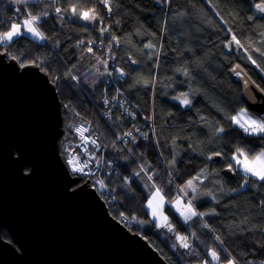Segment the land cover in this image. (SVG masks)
<instances>
[{"label": "snow or ice", "instance_id": "1", "mask_svg": "<svg viewBox=\"0 0 264 264\" xmlns=\"http://www.w3.org/2000/svg\"><path fill=\"white\" fill-rule=\"evenodd\" d=\"M154 3L161 7V13L165 17L169 13H172V16L176 18L185 15L184 12L172 9L173 0H154ZM3 4L9 6L12 16L8 19H0V72L8 70L13 74L35 76L36 73H29L26 70L37 69L56 89H58L59 81L62 78L65 80L70 78L77 84L88 83L87 80L82 81L81 76L72 71L76 67L75 64L65 69L63 77L57 75L48 56L41 53L40 50L44 48L55 50L61 47L60 39L53 32L45 30L44 27L49 18L54 16L55 24L60 25V29H55L54 24L55 31L62 30L69 23L80 26L79 22L91 26V28L82 27L84 33L98 31L99 43L96 39L80 38L74 44V47L81 50L80 56L77 58L78 61L83 60L87 54L94 60L92 69L99 76L112 77L115 73L121 80L129 76V72H126L122 67H111L110 70L109 63L117 59L113 48L119 49L121 45V37H118L114 31V27H119L120 21L113 15L114 9L120 7L119 0H0V5ZM209 4L215 11L211 0H209ZM249 6L252 9V14L247 19L257 21L259 18L262 21L259 23V30L255 33L258 38L249 37L242 40L229 27L227 29L228 38L222 43L228 53L235 52L246 64H250L258 70L264 79V60L260 59L264 58V0H249ZM165 9L167 10L165 11ZM216 15L220 17L221 22L227 23L220 16L219 11H216ZM106 19L109 21L108 23H105ZM167 31L168 20L165 19L161 21V32ZM152 35L155 38L156 34ZM24 44H33L37 51L32 49L24 51ZM66 47L67 45H65ZM99 49L106 50L97 54ZM143 49L149 50L148 58L152 60V65L148 70L149 74L133 76L131 81L124 80V82L131 83L133 87L141 86L154 90L158 85L163 84L154 71L160 66L161 53L151 40L142 45L141 50ZM241 53L242 55H240ZM127 60L131 65L139 64V61L131 55L127 57ZM135 71L138 72L139 69L137 68ZM175 71L185 78L180 83L188 85V90L174 91L170 99L177 102L180 108L190 110L193 108L194 98L198 94L190 84L193 78L192 72L187 66L178 67ZM228 71L243 81L244 87L250 90L251 100L244 101L243 105H236L230 111L213 105L219 113V119L211 120L198 112L196 120L192 121L198 127L209 130L203 133L208 139L209 145H218L208 151L205 160L209 162L217 159L227 161L220 170L213 168L210 172L208 165L205 164L183 179L181 183H177V180L181 179L177 167L180 163L178 160L180 153L177 149L184 147L185 151L196 152L197 148L194 142L182 146L177 144V140L188 139L191 141L190 135L172 138L171 144L168 145L172 151L170 156L165 159L164 153L161 151L163 145L151 124L148 125L152 133L151 137L148 130H142L133 124L126 131H115L111 144H104L101 141L103 133L98 130V127L94 126L91 121L85 120L80 112L71 109L73 117L80 118L81 122L78 125L72 122L68 123V135L72 137V140L69 141L61 134L60 137H57V141L63 147L56 149V154L63 157L68 173L69 182L66 193H70L74 198L81 195L86 186L93 193H97L101 201L111 205L117 200V197L114 194L116 187L112 185L110 177L114 173L118 174L117 169L121 167L124 168V171L131 168L129 175L121 177L119 187L123 194L131 199L133 197L129 193L134 192L133 184L139 181L144 193L141 203L143 217L121 210L113 216V219L121 227L127 228V231L133 236H138L158 252L161 250L148 239L144 232L146 227L155 229L165 238L174 237V241L170 245L172 252L174 254L180 252L179 259L182 261L192 258L188 259V264H193V259L195 264H264V239H257L251 248L236 251L225 244L226 234L219 232L206 219V217H218L221 213L217 211L216 207L201 210L203 205L198 203L207 198L213 205H220V194L232 196L234 199L235 194H245L244 190L251 189L259 192L264 189V109L253 107L255 103L264 102V85L257 83L240 63H230ZM169 79L174 80L172 77ZM98 83L100 82L94 80L90 86L94 87ZM166 86L173 87L171 83ZM107 92L108 89L103 88L104 94L101 97L102 105L105 108L103 115L106 119L112 120L111 108L116 106L113 103L115 101L134 121L136 113L125 107V102L121 99L123 92L116 89V95H113L111 99L108 98ZM163 95H168V93H163ZM63 107L67 116L70 105L64 104ZM143 119L151 121L154 117L144 116ZM232 135H235L236 139L229 141V137ZM141 140L150 141L153 144L158 153L159 167L164 169L163 175L157 167H154V162L147 160L145 153L137 147ZM226 141H228L227 144ZM109 148L112 151L106 155ZM16 152L15 163L24 169L25 176L32 175L33 172L28 166L24 152L20 149H17ZM196 154L203 155L204 150L201 149ZM220 171L230 173L232 176H239L238 186L226 191L224 184L219 179ZM210 176L215 179H210ZM209 184H218L219 187H208ZM106 193L107 195H105ZM227 203L231 204L232 201ZM254 207L264 210V194L260 195ZM132 224L139 225V228L133 230L130 227ZM178 224L182 230H178ZM249 224L248 217H244L238 222L233 221L229 225V234L243 236L246 233L259 232L264 235V223H260L259 226L255 224L249 226ZM203 230H207V233H204ZM205 234H211L210 239L212 240V243L207 247H203L200 243V236ZM161 255L163 256L162 252ZM163 258L166 261L171 259L170 257Z\"/></svg>", "mask_w": 264, "mask_h": 264}, {"label": "trees", "instance_id": "2", "mask_svg": "<svg viewBox=\"0 0 264 264\" xmlns=\"http://www.w3.org/2000/svg\"><path fill=\"white\" fill-rule=\"evenodd\" d=\"M119 2L120 7L119 9H114L113 15L115 19L120 21L119 27H114V31L118 37H121V45L119 49L113 48L117 59L111 62L114 66L122 67L126 72H129V76L125 77L124 80L131 81L133 76H147L149 74L148 70L152 65V60L148 58V49L141 50L142 45L151 40L157 45V50L161 53L160 66L154 71L157 77L163 81V84L158 85L154 90L141 86L133 87L131 83H125L121 79L116 78L115 80L116 86H119L124 96L133 105L131 111L136 113L137 122L145 126L143 129L148 130L151 137L152 133L148 128V124L144 122L145 119L142 117H154L151 122L163 145L161 151L164 153L165 159L170 156L172 149L168 145L171 144V140L174 137H187L190 135L191 141L178 139L177 144L186 146L189 142H194L197 145L196 152L185 151L184 147L177 149L180 153L178 157L180 163H178L177 167L181 176L177 183H181L183 179H186L191 173L205 164L208 165L210 172L213 168L220 170L227 161L209 162L205 160V155L208 151L213 147H218V145H209L208 139L203 135L204 132L209 130L198 127L192 121L196 120L198 112L211 120L219 119V113L213 105L230 111L236 105L244 104L238 84L230 77V72L228 71L230 63H240L257 83L264 85V79H262L258 70L250 64H246L235 52L228 53L222 43L228 38L227 29L229 27L242 40H246L249 37L257 39L258 37H256L255 33L259 30L258 26L262 21L259 18L257 21H249L247 19L252 14L249 0H211V4L215 6V11L210 6L209 0H173L172 9L185 13L183 17L179 18L173 17L172 13H169L167 17L163 16L161 7L156 5L154 0H119ZM216 11H219L220 16L227 22L226 24L221 22L220 17L216 15ZM11 16L12 11L9 6L6 4L0 5V19H8ZM165 19L168 20V31L161 32V21ZM108 22L106 19L105 23ZM54 24L55 17L53 16L49 18L44 27L45 30L53 32L60 39V49L44 48L40 51L48 56L55 73L63 77L65 69L76 63L77 55L81 51L74 47L78 39L91 38L99 41V33L95 30L84 33L82 27L91 28V26L83 25V22H79L80 26L69 23L59 31L54 30ZM55 29H60V25L55 24ZM153 33L156 34L155 38L152 35ZM69 37L71 38L69 39ZM160 37H163V39H160ZM65 45H67L66 48ZM28 49L37 51L33 44H24L23 50L27 51ZM101 53L102 50L99 49L97 54ZM129 55L137 59L139 64L131 65L127 60ZM260 59L264 60V58ZM181 66H187L192 72L193 78L190 84L198 92L193 101V108L190 110L180 108L177 102L170 99L174 91L188 90V85L180 83L185 78L175 71L176 68ZM137 68L139 69L138 72L135 71ZM72 71L76 74L75 68ZM170 77L174 78V80H170ZM169 83L173 87H167L166 85ZM105 87L108 89V97H111L114 89L104 82V78L93 89L89 88L85 83L77 84L70 78L67 80L62 78L59 81L58 89L55 88V90L61 104L63 137H67L71 141L72 137L68 135V123L76 124L81 122L80 118L73 117L71 109L80 112L85 120L91 121L94 126L98 127V130L103 133L101 141L104 144H111L115 131H123L129 126L128 121L124 120L119 113L114 114L112 122L106 121L102 117L100 106L101 97L104 94L103 88ZM163 93H168V95H163ZM64 104L70 105L67 116L65 115ZM169 113H172V115H169ZM63 137L61 138L63 139ZM233 139H236L235 135L229 137V141ZM225 143L227 144L228 141ZM58 147H63V145L58 142ZM137 147L141 152L145 153L147 160L154 162V167H157L161 175H163L164 169L159 167L158 153L153 144L150 141H141ZM201 149L204 150V154L197 155L196 153ZM111 151L109 148L106 155L111 153ZM112 154L119 155L118 153ZM61 158L63 159L62 156ZM121 164H123V161H121ZM131 170L129 168L128 171H124V168L121 167L117 169L118 174L114 173L110 177L112 185L116 187L114 194L117 197V200L111 205L106 204L112 217L121 210L143 217L141 203L144 193L139 183L133 184L134 192L129 193L133 197L131 199L126 197L119 187L121 185V177L129 175ZM210 179L215 178L210 176ZM219 179L224 184L226 191L237 187L240 183L239 176H233V178L228 179L221 174V171ZM208 187L218 188L219 185L209 184ZM244 193L243 195L235 194L234 199L232 196L220 194V205H213L206 198L198 202L203 205L201 210L211 207L217 208L221 215L218 217H206V219L219 232L226 234L225 244L238 252L253 247L257 239H264V235L259 232L246 233L243 236L229 234L231 222H238L244 217H248L249 226L253 224L259 226L260 223H264V210L254 207L260 195L264 194V189L259 192L248 189L244 190ZM230 200L232 203L228 204L227 202ZM130 227L135 230L139 228V225L132 224ZM177 228L182 230L179 224ZM203 231L207 233V230ZM144 232L148 239L153 241L156 247L161 250L163 256L161 252H157L162 258H171L167 261L163 258L168 264H188V259H192L187 258L182 261L179 259L180 252L175 254L172 252L170 245L174 241L173 237L165 238L150 227H146ZM210 235L200 236V243L203 247H207L212 243ZM1 237L4 240L11 241L10 235L5 229L1 230ZM193 263H195L194 259Z\"/></svg>", "mask_w": 264, "mask_h": 264}, {"label": "water", "instance_id": "3", "mask_svg": "<svg viewBox=\"0 0 264 264\" xmlns=\"http://www.w3.org/2000/svg\"><path fill=\"white\" fill-rule=\"evenodd\" d=\"M26 71L36 75L0 72V264H168L117 224L97 193L86 186L74 198L66 193L67 169L56 154L61 104L42 73ZM230 77L243 103L251 100L243 81ZM253 107L264 109V102ZM17 149L32 175L15 163ZM2 229L11 241L2 239Z\"/></svg>", "mask_w": 264, "mask_h": 264}, {"label": "built area", "instance_id": "4", "mask_svg": "<svg viewBox=\"0 0 264 264\" xmlns=\"http://www.w3.org/2000/svg\"><path fill=\"white\" fill-rule=\"evenodd\" d=\"M102 50V52H104L106 49H101ZM110 63V70H111V67H114V65H113V63L110 61L109 62ZM116 78L117 79H120L119 77H117L116 76V74L115 73H113V76L112 77H108V76H105V78H104V82L107 84V85H109V86H112L113 87V89H114V92H113V94H112V96L113 95H116V89H119L120 91H121V89L119 88V86H116V83H115V80H116ZM122 92V91H121ZM111 96V97H112ZM111 97H108L109 99H111ZM121 99L125 102V107H127L130 111H131V109L133 108V105L129 102V100L124 96V94H123V96L121 97ZM116 106L115 107H112L111 108V111H112V120L111 121H109V122H112L113 121V117H114V114L115 113H119L123 118H124V120H127L128 121V127L125 129V130H123V131H126V130H128L129 128H131L132 127V125L133 124H135L137 127H140L142 130H144L143 128H145V126H142V125H140L138 122H137V120L135 119L134 121L131 119V117H129V116H127L125 113H124V110L122 109V108H120L119 107V104L117 103V102H113ZM101 115H102V117L106 120V121H108L107 119H106V117L103 115V112L105 111V108L103 107V105H102V100H101ZM111 107V106H110ZM142 116V115H141ZM143 118V117H142ZM144 122L146 123V124H148V125H152V122L151 121H148V120H144ZM80 122H77L76 124L78 125ZM153 126V125H152ZM142 141V140H141Z\"/></svg>", "mask_w": 264, "mask_h": 264}, {"label": "rangeland", "instance_id": "5", "mask_svg": "<svg viewBox=\"0 0 264 264\" xmlns=\"http://www.w3.org/2000/svg\"><path fill=\"white\" fill-rule=\"evenodd\" d=\"M99 43V41H97ZM80 56V52L77 55V58ZM94 63V60H92L87 54H85L84 59L80 61H76L75 65V72L77 75L81 76V80H87L88 83L86 84L89 88L93 89L98 86L102 82V79L105 78V76L101 77L97 73H95L94 69H92V64ZM116 67V66H114ZM99 81L100 83L96 84L94 87L90 86L92 81ZM139 183V181H137ZM139 185L142 188V185L139 183ZM143 189V188H142ZM207 199V198H206ZM174 239V237H173Z\"/></svg>", "mask_w": 264, "mask_h": 264}]
</instances>
